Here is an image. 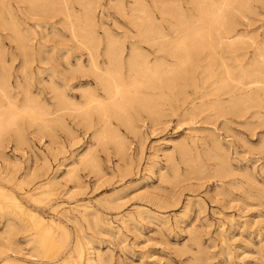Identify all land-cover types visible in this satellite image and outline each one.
<instances>
[{
  "label": "rangeland",
  "instance_id": "rangeland-1",
  "mask_svg": "<svg viewBox=\"0 0 264 264\" xmlns=\"http://www.w3.org/2000/svg\"><path fill=\"white\" fill-rule=\"evenodd\" d=\"M143 1H93L94 30L102 40L101 65L108 38L122 44L124 56L136 44L152 61L160 55L167 65L177 63L168 53L144 43L141 27L135 22L145 16L141 12L144 9L174 36L176 18L161 14L163 5L172 0ZM175 1L184 12L192 7L189 0ZM261 1L252 0L251 7L242 13L229 12L241 40L239 46L220 51L222 58L212 64L211 77L205 79L208 82L203 83L207 59L202 52L193 63L194 68L185 66L178 71L186 97L177 94L179 87H175L162 96L161 109L155 115L138 107L130 109L132 127L115 118L108 126L100 125L96 114L85 121L71 106L51 114L59 102L55 89L67 93L71 101L83 103L84 90L97 86L89 71L87 50L70 27L78 16L81 23L85 22L83 5L79 0H70L75 11L70 21L60 12H36V16L25 10L22 13L14 3L33 48L25 61L14 33L0 22V79L3 74L10 75L6 93L0 91V111L12 99L20 107L36 101L50 113L43 128L41 122L34 125L27 117H21V142L14 128L7 131L14 130L10 135L4 134L0 185L20 195L25 205L42 217L55 220L56 247L37 248L33 237L38 228L34 229L25 216L14 218L0 211V264H88L85 259L91 247L97 254L96 264H264V107L243 110L235 98L243 96V90L236 89V82L229 81L231 84L216 90L224 67L229 65L232 75L239 76L243 62L253 60L255 49L264 47V0ZM243 34L248 47L242 43ZM78 61L86 64L80 68ZM189 74L195 77L196 92L186 79ZM213 88L214 93L208 95L207 91ZM99 93L104 95L102 90ZM218 101L220 109L215 105ZM202 103L208 109L182 121L185 111ZM257 103L264 104L260 100ZM57 114H62L61 123L54 119ZM118 140L125 145L122 153ZM179 144L187 150L183 151ZM3 177L12 182H2ZM52 178L56 181L52 186L32 190L48 185ZM33 192L39 194L36 200L26 197ZM6 217L13 219L17 228L9 237L5 233ZM20 245L24 247L22 251H18Z\"/></svg>",
  "mask_w": 264,
  "mask_h": 264
},
{
  "label": "bare ground",
  "instance_id": "bare-ground-1",
  "mask_svg": "<svg viewBox=\"0 0 264 264\" xmlns=\"http://www.w3.org/2000/svg\"><path fill=\"white\" fill-rule=\"evenodd\" d=\"M93 1L94 0H79L81 5H83L82 6L83 7L82 14H83V19L85 21V22H82V23H84V25H83L80 21L79 16H78L79 19L76 18V19H78V21L76 19H74L75 22L70 20L71 18H73V13L75 12V11H73V9L71 7L72 5H71L70 0H0V22L6 28L12 30V32L14 33V36H15V40L17 42L16 44H18L19 48L21 49V51L24 55L23 59H25V61H27V59L30 58L29 55L31 54L29 52L33 47H32V44H30L31 38H29V35L24 33L25 30H24V28L21 27L22 23L19 22L20 19L18 20V18H17V11L19 10L22 13H24V10H25L26 12L28 11L32 14L34 13V15L36 12H43V11H44V13L49 12L51 14L52 13H59V12L62 13L66 17V19L72 21L71 26H70L71 30H72V34L76 38H79L78 41L81 43V45L83 44L82 46L85 47L87 50L86 54L89 56V59H88L89 71L94 74L96 81H97V83H96L97 86H95V87L93 86V88H91V86H90L84 90V93L82 96L85 98V101L83 103L71 101L70 98L67 96V93H65L63 90L55 89L54 90L55 91V97L58 99L59 102L57 103V105H58L57 109L54 112L51 111L52 112L51 114L53 115L57 112H61L63 109H66V108L68 109V107L71 106L73 111H75L76 114H78L77 116H81V118H83L85 121L89 120L91 118L92 114H96L98 116L97 122L100 125L102 124V125L108 126L112 123L111 122L112 118L113 119L115 118L117 120H120L122 123L128 125L129 127H132L133 121H131V120H133V118L132 119L130 118L132 113L130 115L128 114L130 112L129 111L130 109H132V108L134 109L135 107L137 109V107H138V108L143 109L144 111H146L147 113H149L151 115H155L161 109L160 108L161 107V101L164 99L163 97L167 94V90L168 89L173 90V88H175V87L176 88L179 87L178 91H175V92H178L177 94H180V95L182 94L184 97H186L184 95L185 89L183 90V88L180 87L181 86L180 83H182V82H180V80L182 79V77H180L181 74L179 75L178 71L181 68L183 69V67H185V66H189V69L191 66L195 67L196 64L194 65L193 63L197 60V56L199 54H201L202 52L206 53L205 56L207 59V64L203 67L204 72L205 73L207 72L205 74L203 83L208 82L207 81L208 79L207 80H205V79H206V77L207 78L211 77V73H212L211 66H212V64H214V62L217 61L218 58H219L218 61H220V59L222 58V56L219 55L220 51L224 50V52H225V50H231L234 46L238 45L237 43L240 42V40H241L240 35L237 32H235V30H237V29H235V27L232 25V22H231L232 19H231V21L229 19V15H228L229 12L232 10H236V11L242 13V12L248 10L251 7V1L252 0H189L187 3H189L192 6L191 8H187L189 10V12H184L181 5L179 3H177L175 0H172V2L170 4L163 5L161 14L162 15H168L169 14V15H172L173 18L174 17L176 18V21H174V23L175 22L176 23L174 24L172 22L173 25L176 27L175 28L173 26L174 31H177L174 36H170V31L168 33L167 31H165L162 28L161 23L158 22V20L154 17L155 16L154 14L153 15L151 13L149 14V12L146 13V11L142 8L143 10H141V12H143V14L145 16L141 17V19H139L140 21H135V22H138V26L141 27V29L139 31L140 36H141L142 40H144V43L147 42L148 44H152L151 46L157 47V50L159 52L164 51V53L165 52L168 53L170 56L174 57L177 60L176 64H175V62L173 64H171L172 62L171 63L169 62L170 65H167V63H164L163 62L164 58L161 57L160 55H157L155 57L154 61H152L149 58V55L147 53L143 52L141 47H139L136 44H132V46H130L131 48L129 50V53L124 56L125 48L122 46V44L121 45L118 44L117 42H115L111 38L107 39L106 45L104 47L105 50L103 49L105 60H104L103 65H101L99 62V57L101 55L99 52V45L102 43V40L99 36H97V34L94 30V16H96V15H94V12H95L94 7L95 6H94ZM141 1H143V0H141ZM14 3H16L18 5V10L15 8ZM117 3H119V2H117ZM134 4L137 5V3H134ZM152 4H154V2H152ZM129 6H130V4H129ZM145 6H148V5H145ZM136 9H140V8H136ZM149 9H150V7L148 8V11H149ZM146 10H147V8H146ZM132 11H133V9L131 10V12ZM138 11H137V13L135 12L136 15L140 14ZM78 12H80V11H78ZM116 14H117V12H116ZM53 15H56V14H53ZM74 15H75V13H74ZM133 15H135V14H133ZM141 16H143V15L141 14ZM137 17L139 18V16H137ZM175 18H174V20H175ZM162 19H163V17H162ZM38 23L41 24L40 21ZM240 34H242V33H240ZM245 36H246V34H245ZM241 38H242V36H241ZM32 40H34V39H32ZM242 40H243L242 43L244 42L243 45H245L247 40L245 42L244 34H243ZM32 43H33V41H32ZM248 45L246 44L247 47H248ZM0 54H1V52H0ZM245 55H246V52L243 51V57ZM254 56H255V58L253 60L246 62V63L243 62V71L241 72V74L239 76L232 75V73L229 70L230 67L228 68L227 66H229V65H227L226 67H224L225 70L221 71V72H223V77L218 78V81H216L218 83L221 82V85L218 87V89L216 88V90H220L222 88H225V86H226L225 84H227L229 81L236 82L237 84H239L236 89H238L240 91L243 90V93H241V95H243V96L242 97L239 96V97H235V98H237V101H239V103L241 105H243V110H247V109L249 110L250 108H253V107H257V108L258 107H260V108L264 107V104H261V103L258 104L257 103V100L264 102V47H257L255 49V55ZM80 61H78L79 65H77V64H75V65L80 66V68H82L83 65H85L86 63L82 65L80 63ZM26 63L28 64L29 62H26ZM223 64H225V63H223ZM2 65H4V64H2ZM0 66H1V63H0ZM23 66H24V64H23ZM187 71H188V69H187ZM190 72L192 73L193 71H190ZM8 75L3 74L1 79H0V91L3 93H6V90L9 86V84H8L9 79L7 77ZM90 75L92 76V74H90ZM186 79H188V81L191 82L190 84L193 85V87H194L193 89H195L194 92H196L198 85L195 81V77L193 76V74H189ZM184 80H185V78H184ZM94 81H95V79H94ZM236 83H234V85H236ZM177 85H179V86H177ZM100 90L103 91L104 95H101L99 93ZM213 90H215V89L213 88L212 90L207 91L208 95L214 93V92H212ZM168 91H170V90H168ZM12 96H10V97H12ZM205 97H206V95H205ZM5 98H7V97L5 96ZM15 102L12 101V99H11V101H9L6 106H3V110L0 111V146L1 147L3 146L2 142H3L4 134L11 128H14L17 131V135H16L17 140L20 142L23 140V135L21 134L20 130L18 129V121L21 117H27L29 119L28 121L29 122L32 121L33 124H34V122H41L40 124L43 125L48 120L47 116L50 112L48 113L40 105L36 104L35 103L36 101L31 100L30 103L26 102L22 107L18 106L16 104L17 102L16 103ZM218 104H219V101L217 103H215V105H217L216 108L220 109V106ZM233 106H234V104H233ZM0 107L2 108V105ZM206 107H207L206 103H202L199 106L194 105L191 109L185 111L182 114V117H183L182 121L187 120L190 117L191 118L195 117L198 113L204 111L205 109H208ZM51 117H53V116H51ZM61 118H62V114H57L54 119L59 120L58 122H60ZM49 119H50V117H49ZM55 120L52 119V121H55ZM30 124H31V122H30ZM40 124L38 125L39 127L42 126ZM43 127H45V125H43L41 128H43ZM50 127H52V126H50ZM12 131H14V130H12ZM11 132H9V133H11ZM101 132L103 133V130ZM112 132H114V131H112ZM114 134H117V133H114ZM114 134H113V136H114ZM103 136L106 137V133H104ZM121 139H122V137H121ZM101 141H102V139H101ZM182 144H179V147H181L182 150L184 151L186 148H184L185 146L183 147ZM117 145H118L119 152L122 153L125 151V145L121 140H118ZM184 153L186 154V151ZM0 155H2V154H0ZM123 155H124V153H123ZM3 156L4 155H2V157ZM84 159H85V157H84ZM87 161H89V160H87ZM188 163H189V160H188ZM1 180H2V182H5V183L6 182H8V183L12 182V179L9 177H3V178H1ZM54 182H56V181H54V179L52 178L47 183L48 185H46V186H42L43 184L38 185L36 188H34L32 190H34V191L38 190L39 191V189H42V188L44 189V187L47 188V187L52 186ZM9 189H7L3 185H0V211L7 213L9 216L11 215L14 218H21V216H25L26 218H28L29 221L31 222V225H33L34 229L38 228V230H39L37 232L36 236L33 237L35 240V241L33 240L35 242L34 245H36L37 248H39L41 250H49V248H52V247L55 248L56 247L55 246V236H54V224L56 223L55 220H53V219L47 220L46 218H44L40 214H38L36 211L27 207L25 205V203L22 201L21 197H19L20 195L18 196V194L16 192H13L12 189L11 190H9ZM43 194H44V192H43ZM36 195H39V194L36 192H33L31 194L26 195V197L31 199V200H36L37 199ZM44 196H49V193H45ZM81 207H83V206H81ZM86 207L87 206H85L84 208H86ZM88 208L89 207H87V209ZM1 215H2V213H1ZM7 218L8 217H6V219ZM6 226H7L8 231H6L5 233H7L8 237H9L10 234L12 233V230L16 228L15 227L16 223L13 221V219H7ZM2 232H3V230H2ZM15 232H18V231L16 230ZM15 232H13V234H15ZM33 235H35V233ZM18 236H19V234H18ZM15 237H17V236H15ZM3 238H5V237H3ZM8 239H7V241L12 240V238L10 240H8ZM61 239H62V237H61ZM5 241H6V239H5ZM29 241L31 242V240H29ZM6 242H4V243L6 244ZM11 243H13V242H11ZM7 246H6V248H7ZM14 246L19 247L16 244ZM20 246H22V247H21V249L18 248V251H22V249L24 248L23 245H20ZM15 250H17V249H15ZM22 253H24V252H22ZM87 253H88L87 259H85V260H87V263L88 264H96V262H97L96 255L97 254L92 249V247L89 249V251ZM14 254L16 255V253H14ZM19 254H21V253L19 252ZM38 255H39V253H37V256ZM27 257H28V255H27ZM84 258H85V256H84ZM5 264H8V263H5Z\"/></svg>",
  "mask_w": 264,
  "mask_h": 264
}]
</instances>
